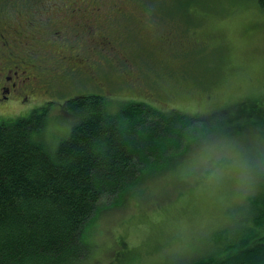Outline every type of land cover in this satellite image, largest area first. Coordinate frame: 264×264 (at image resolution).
<instances>
[{
  "label": "trees",
  "instance_id": "trees-1",
  "mask_svg": "<svg viewBox=\"0 0 264 264\" xmlns=\"http://www.w3.org/2000/svg\"><path fill=\"white\" fill-rule=\"evenodd\" d=\"M3 1L2 15L7 17L0 21L19 14L28 22L17 35L28 57L20 54L17 59L24 61L29 73L41 69V75L35 73L38 83L29 95L44 99L30 96L39 102L24 104L25 109L34 106L27 116H0V264H84L95 248L89 238L99 221L132 201L136 188L148 177L183 178L180 170L194 146L209 139L243 141L256 137L253 132L264 127V121H256L257 126L235 122L244 115L259 119L264 113L263 90L206 104L212 97L209 93L219 90L210 85L203 90L208 97L203 99L207 94L201 90L202 103L188 112L169 103L159 106L162 95L155 79L151 89L156 94L150 92L151 98L136 95L116 110L110 105V86H132L130 79L145 78L146 69L173 77L180 86L189 80L190 90L180 89L190 97L196 93L191 84L198 87L200 80L192 64L215 54L227 42L225 31L209 33L217 40H205L206 33L198 30L200 18L192 13L198 23L182 32L184 43L177 35L164 33L177 31L182 16L177 10L193 6L196 0L178 5L176 0ZM201 1L209 8L198 9L205 16L212 13L210 17H216V8L224 4L233 5V11L246 3L256 6L259 15L246 32L264 33V0ZM51 2L67 6L54 12L61 20L75 21L67 26L59 21L53 23L55 27L45 23L50 18L44 10L52 8ZM101 4L114 8L113 14L100 11ZM221 56L228 59V54ZM188 67L193 72L190 78ZM133 68L135 75L130 73ZM142 99H152L156 106ZM53 121L70 123L69 135L55 149L50 132ZM255 169V190L239 209L249 224L223 245L217 243L218 237L225 236L221 232L211 250L206 252L203 246L201 258L193 264H264V170ZM256 224L259 227L254 228ZM126 253L122 250L121 255Z\"/></svg>",
  "mask_w": 264,
  "mask_h": 264
},
{
  "label": "rangeland",
  "instance_id": "rangeland-1",
  "mask_svg": "<svg viewBox=\"0 0 264 264\" xmlns=\"http://www.w3.org/2000/svg\"><path fill=\"white\" fill-rule=\"evenodd\" d=\"M196 1L197 3L193 6L180 8L183 11L177 10L182 15L177 31L174 33L164 31L166 34H172V38L177 35V40L179 39V42L183 41L184 43L187 39L183 37L184 33L182 32L185 29L188 30L187 28H190L192 24L197 26L199 18L198 30L201 33H206L203 37L205 40L209 42L217 40L218 37L208 36L209 33H220L221 35L225 31L224 37H227V42L224 45L227 48L220 45L218 49L216 48L215 54L208 55L206 58L201 56L203 58L200 61L192 64V67L198 69L196 75L200 80L197 83L198 87L191 84L196 93L190 97L189 93L180 89L190 90L188 86L191 81L189 80H184L183 86H180L174 83L173 77L169 79L167 76L158 75V73L160 74L159 71L146 69L145 78L137 76L135 79L134 77L130 79L133 80L132 86L114 83L110 86L112 96L109 97L110 100L108 101L114 110L131 103L135 100L134 96L136 95L151 98V92L154 96L156 92L151 89V86H156L152 83L155 79L160 85L159 92L162 95L158 99L159 106L162 107L166 105L165 103H169L171 106L188 112H194L198 109V104H201V101L207 98L209 94H212V97L206 100V104L208 101L217 102L218 99L227 101L229 96L236 99L245 92L264 91V33L253 34L252 29H248L246 32V28L250 26L249 24L256 18L255 16L259 15L257 7L252 4H242V7L239 6V8L234 9L235 14L232 15L234 12L231 10L233 5L224 4L219 7L216 6V13L214 11L216 17H210L212 13L205 16L203 12H200L203 10L198 9L207 10L209 5L203 4L201 0ZM179 2L183 3L184 0L175 1L177 5ZM101 6L102 4L98 7L102 9L100 11L113 14L114 8L110 6L102 8ZM51 7L50 10L47 9L44 12L51 21L57 19L53 20L54 24L60 21L67 26L75 21L65 23L60 19V15L54 13L59 9L67 10L66 5L59 4L57 6L53 3ZM173 13L175 14V12ZM192 13L198 20L192 16ZM50 20L44 22L55 27ZM19 23L20 19L16 24ZM19 50L15 49V51ZM222 54H228V59L222 60ZM120 56L123 59L120 54L117 57ZM53 59H57V57L52 58V61ZM133 69L130 70V73L135 75L136 69ZM192 73L188 67L186 75L190 78ZM142 76L144 77V75ZM147 76H149L148 79ZM210 85L211 87L218 86L217 93L208 94V91H203ZM139 88L140 90H138ZM128 89L130 90L128 91ZM201 90L204 95L207 94L203 99L198 98V93ZM251 96L254 97V95ZM32 98L41 100V98L44 99V96L34 95L30 99ZM37 101L30 100L29 102L34 104ZM141 101L152 107L155 105L152 103L154 102L152 99H142ZM23 107L24 104L18 106L3 105L0 107V116L16 115L15 118L23 117L27 116L34 108L32 105L27 106L26 109ZM256 118L257 116L248 117L244 115L243 119L235 120V122L239 121L242 125L244 124L243 126L251 123L253 126H257L259 122L264 121V113L259 115V119ZM51 125L50 132L54 140L52 148L55 149L57 144L69 135L70 123L53 121V125ZM259 130L253 132L256 137L247 138L243 141L236 139L230 141L239 147L246 159L252 162V169L246 179H241L239 172L228 168L226 160L219 164L210 162L196 171H190L187 163L185 168L180 170L184 179L179 176L175 177L173 174L157 180L148 177L144 183L136 188V192L132 195V201L129 199L124 207L118 209L117 214H108L99 221L95 235L89 238V242L95 244V248L91 250L83 263L193 264L201 258L203 246L206 252L210 251L215 245L213 244L214 238H217L221 232H225V236L218 237L217 243L223 245L226 241L233 239L238 229H243L245 223L249 224L242 218L239 209L250 197L252 190H255L257 176L255 167L260 166L264 170V127L259 128ZM218 167L221 168L223 174L213 176L212 173ZM256 227H259L258 224L254 226V228ZM227 228H234V231L228 232ZM119 242L126 246H120ZM122 250L127 252L123 256L121 255ZM122 259L125 261L120 263L119 260Z\"/></svg>",
  "mask_w": 264,
  "mask_h": 264
},
{
  "label": "flooded vegetation",
  "instance_id": "flooded-vegetation-1",
  "mask_svg": "<svg viewBox=\"0 0 264 264\" xmlns=\"http://www.w3.org/2000/svg\"><path fill=\"white\" fill-rule=\"evenodd\" d=\"M3 3L4 1L0 0V17L6 18V15H2L3 8L1 7ZM19 19L20 23L16 24ZM53 20L52 23H54ZM38 26L41 25L38 24ZM27 27L28 23L25 20V16L19 14L8 20L0 21V107L6 104L19 105L28 103L31 96L29 95L31 87L38 83L36 74H40L38 72L41 69L37 73L32 72L34 75H31L33 76L31 77L30 74L32 73H29L27 68H25L24 61L17 59H20V54L26 59L28 57L27 53H24L25 46L20 39L21 37L17 36L19 33L22 34ZM8 28H10L9 31ZM12 30L16 36L10 33ZM14 42H18L19 47L17 46V49H20L19 51H15Z\"/></svg>",
  "mask_w": 264,
  "mask_h": 264
},
{
  "label": "clouds",
  "instance_id": "clouds-1",
  "mask_svg": "<svg viewBox=\"0 0 264 264\" xmlns=\"http://www.w3.org/2000/svg\"><path fill=\"white\" fill-rule=\"evenodd\" d=\"M227 161V167L240 173L241 179H246L252 169V162L244 157L237 145L230 141L220 142L207 140L194 146L188 158L190 171H196L210 162L219 164ZM221 168H216L213 176L222 175Z\"/></svg>",
  "mask_w": 264,
  "mask_h": 264
}]
</instances>
